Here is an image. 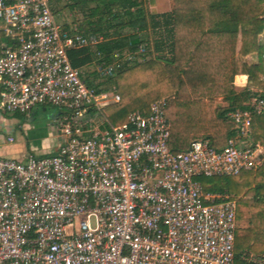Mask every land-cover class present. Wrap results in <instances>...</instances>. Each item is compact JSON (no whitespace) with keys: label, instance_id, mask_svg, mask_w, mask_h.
I'll return each instance as SVG.
<instances>
[{"label":"built area","instance_id":"2783aa9c","mask_svg":"<svg viewBox=\"0 0 264 264\" xmlns=\"http://www.w3.org/2000/svg\"><path fill=\"white\" fill-rule=\"evenodd\" d=\"M55 1L0 0V109L64 110L55 153L0 157V264H235L237 202L210 198L198 177L264 163V146L251 141L264 99L230 114L237 135L221 148L195 139L171 151L166 99L119 125L105 116L101 129L95 117L120 95L90 88L68 51L102 37L66 29ZM145 58L141 45L94 64L108 77ZM248 259L264 264V255Z\"/></svg>","mask_w":264,"mask_h":264},{"label":"trees","instance_id":"16d2710c","mask_svg":"<svg viewBox=\"0 0 264 264\" xmlns=\"http://www.w3.org/2000/svg\"><path fill=\"white\" fill-rule=\"evenodd\" d=\"M174 1L172 10L160 13L151 12L146 0H68V8L84 15L77 32L102 37L95 47L71 48L68 54L96 93L114 89L120 95L119 101L103 106L112 124H122L130 113L149 111L153 102L167 98L171 151L186 150L195 139L221 148L237 135L230 114L249 109L254 97L264 99V0ZM141 45L147 59L105 81H95L97 71H86L100 54L110 62L115 53L135 52ZM251 54L258 60H245ZM239 74L248 77L240 91L234 83ZM218 96L222 104L216 103ZM251 141L264 146V112L253 116ZM198 180L205 194L237 202L235 264H255L248 256L264 255V163L237 175Z\"/></svg>","mask_w":264,"mask_h":264},{"label":"crops","instance_id":"0c3cea01","mask_svg":"<svg viewBox=\"0 0 264 264\" xmlns=\"http://www.w3.org/2000/svg\"><path fill=\"white\" fill-rule=\"evenodd\" d=\"M146 3L151 12L161 13L173 8L172 0H146ZM53 8L55 16L57 13V17L62 18L63 25H75L84 16L78 8L71 10L67 4L62 1L60 3L59 0L55 1ZM247 81V75H237L234 81L236 89L239 91L244 89ZM1 89L0 83V92ZM41 114L46 121L39 120ZM57 114L50 105L34 108L28 114L7 113L0 109V157L26 160L30 155L41 156L55 153L63 142V136L56 127ZM10 137H13L12 141ZM208 195L210 198L217 199L225 196L217 193Z\"/></svg>","mask_w":264,"mask_h":264},{"label":"rangeland","instance_id":"374dc122","mask_svg":"<svg viewBox=\"0 0 264 264\" xmlns=\"http://www.w3.org/2000/svg\"><path fill=\"white\" fill-rule=\"evenodd\" d=\"M60 1V3H61V1L63 2V3H65V4H68L69 2H68V0H59ZM174 5H175V1L174 0H172V7L174 8ZM172 8V9H173ZM57 10V9H56ZM162 10H164V9H162ZM76 13V10H75V12H74V14ZM56 20L60 23V24H62V22H63V20H62V18H60V17H57V13H56ZM75 19V18H74ZM79 23V22H78ZM77 24H75V25H73V26H76ZM260 40L261 41H263L264 40V34H262L261 36H260ZM147 59V57L144 59V60H146ZM144 60H142V61H144ZM245 60H247L248 62H255V61H257L258 60V55L257 54H251V55H249V56H247V57H245ZM86 71L87 72H90V73H92V72H94V71H97L98 72V70H97V66L95 65V64H93V65H91V66H89L87 69H86ZM99 73V72H98ZM92 78H94L93 76H91V78L90 79H92ZM96 82H102V81H105V77H103V76H100L99 75V77L95 80ZM106 93H108L109 95H111V94H116L117 93V91L116 90H114V89H112V90H110L109 92H106ZM221 97L222 96H218V97H216V103H221L222 104V100H221ZM162 99H166L167 101H168V99L167 98H162ZM108 100H109V102H112V96H109L108 97ZM108 102V103H109ZM50 107H52V108H54L56 111H57V113H58V111H61L58 107H53V106H50ZM42 115V114H41ZM40 115V118H39V120L42 122V121H46V119H44V116L42 115L41 116ZM106 115H105V110L102 108L101 109V113H99L98 114V116H96L95 117V123H94V125H100V128L101 129H104L105 127H106V125H101V122L102 121H104V117H105ZM53 122H55V120L53 121ZM36 154V153H35ZM243 211H244V213L246 214V216L248 217V216H250V213H249V211H248V209H246V208H243L242 209Z\"/></svg>","mask_w":264,"mask_h":264},{"label":"water","instance_id":"95a60500","mask_svg":"<svg viewBox=\"0 0 264 264\" xmlns=\"http://www.w3.org/2000/svg\"><path fill=\"white\" fill-rule=\"evenodd\" d=\"M58 115H59V113L56 116H58Z\"/></svg>","mask_w":264,"mask_h":264}]
</instances>
